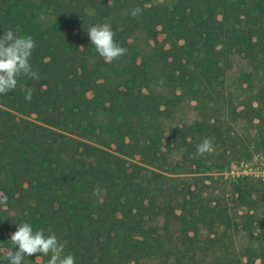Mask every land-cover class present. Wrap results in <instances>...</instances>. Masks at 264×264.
Returning <instances> with one entry per match:
<instances>
[{
  "label": "trees",
  "instance_id": "16d2710c",
  "mask_svg": "<svg viewBox=\"0 0 264 264\" xmlns=\"http://www.w3.org/2000/svg\"><path fill=\"white\" fill-rule=\"evenodd\" d=\"M255 4L261 9L252 13L247 5ZM136 7L142 14L133 17ZM263 15L264 0H0V35L19 27L20 35L33 38L31 65L39 75L38 81L20 77L15 90L0 95V192L8 197L0 206V264H9L3 249L12 246L21 222L66 241L76 264H149L159 257L158 239L153 231L130 230L145 219L178 227L181 247L210 219L237 227L226 204H211L197 183L180 176L200 165L192 139H218V118L172 121L184 99L201 103L202 110L223 104L234 55L252 67L245 76L253 83L264 53ZM102 23L127 49L112 63L97 54L87 34ZM155 25L161 40L144 51L129 43L137 33L152 34ZM26 88L33 89L30 101ZM243 105L237 120L249 115L252 130L245 145L264 151V89ZM175 152L183 162L178 171L168 168ZM230 186L256 210L248 177ZM36 255L23 264L50 258L38 261ZM164 257L163 264L180 262Z\"/></svg>",
  "mask_w": 264,
  "mask_h": 264
},
{
  "label": "rangeland",
  "instance_id": "374dc122",
  "mask_svg": "<svg viewBox=\"0 0 264 264\" xmlns=\"http://www.w3.org/2000/svg\"><path fill=\"white\" fill-rule=\"evenodd\" d=\"M173 1L143 0L147 5L157 2L170 4ZM235 1L229 0V2ZM247 8L252 13L255 11L254 8L261 9L258 4L253 7L247 5ZM152 29V34L144 31L137 33L129 43L135 49L142 51L148 49L152 42L163 38L162 30L158 25ZM257 61V75L251 77L254 81L250 83L245 75L254 73L252 67L242 56H232L231 67L226 71L224 79L223 104L219 102L213 110L208 108L202 110L201 103L184 99L172 121L174 126L183 123L191 124L199 116L218 118L217 126L220 127L221 134L218 139L216 137L212 139L214 150L203 156H197L200 162L198 168L187 167L191 170L189 172L194 173L180 176L186 177V182L191 186L197 183V189L203 191V197H209L211 204L215 199H218L220 204H226L231 216L238 224L237 227L225 228L220 221L221 218L210 219L200 224L195 232L190 231L188 239H185L186 245L181 247L177 238L178 227L171 226L166 229L167 226L160 220L151 223L145 219L146 223L139 222L130 230L133 235L153 231V237L158 239L159 257L149 264H163L165 255L172 259L175 257L177 262L180 260L179 264H264V151L254 153L251 152V146L245 145L252 134L248 122L250 116L248 115L245 120H237L238 112H241L244 107L243 103L252 98L258 90L264 89V53L258 55ZM188 69L192 71L193 66H188ZM126 95L132 101L131 103H134L133 96ZM205 96L201 94L205 103L208 104L210 101ZM222 105L224 107H221ZM216 108L219 109L218 114ZM257 120L261 121L260 118ZM191 142L195 149L198 142L200 144L202 140L195 138ZM189 149L191 148L184 149V152ZM156 157L159 158L157 164H162V156L156 154ZM172 158L168 168L180 170L183 163L180 155L175 152ZM221 168L224 169L221 170ZM242 177H248L254 187L252 190H256V193L251 195L255 200L256 210L248 208L245 197L232 195L230 181L233 182ZM247 214H255L256 217H253L255 221L252 223L251 219L246 221Z\"/></svg>",
  "mask_w": 264,
  "mask_h": 264
},
{
  "label": "clouds",
  "instance_id": "9594fccd",
  "mask_svg": "<svg viewBox=\"0 0 264 264\" xmlns=\"http://www.w3.org/2000/svg\"><path fill=\"white\" fill-rule=\"evenodd\" d=\"M142 14L140 7L134 8L130 15L136 17ZM20 28L5 29L0 35V95H5L16 89L20 77H28L39 80V75L32 68V52L36 44L31 36L20 35ZM87 34L97 54L105 63L126 55L127 49L120 46L114 39L115 33L109 23L90 26ZM33 89H25V99L30 101ZM213 142L210 138H204L197 145L196 155L203 156L213 151ZM100 189H94L99 192ZM106 192V189L104 190ZM8 197L0 192V206H7ZM257 231L260 230L257 228ZM12 246L3 249L4 257L9 264H23L26 256L36 255V260L42 261L43 257H50L47 264H76L72 253H66V241L48 230H34L28 222H21L16 231L10 237ZM13 246H16L15 248Z\"/></svg>",
  "mask_w": 264,
  "mask_h": 264
}]
</instances>
